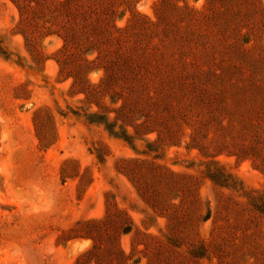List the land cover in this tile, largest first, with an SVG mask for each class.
I'll return each instance as SVG.
<instances>
[{"label":"rangeland","instance_id":"374dc122","mask_svg":"<svg viewBox=\"0 0 264 264\" xmlns=\"http://www.w3.org/2000/svg\"><path fill=\"white\" fill-rule=\"evenodd\" d=\"M157 1L122 4L117 24L135 11L156 22ZM171 1L208 17L207 36L183 46L185 64L110 70L106 87L95 53L83 54L93 62L82 70L61 72V38L45 32L29 46L18 9L0 0V264H75L91 237L106 245L111 234L126 264H159V249L179 246L167 244L169 233L191 228L205 248L199 264H226L232 245L264 264V18L235 0ZM211 11L236 17L215 25ZM135 78L137 96L124 105ZM131 160L151 191L159 193V167L196 180L192 227L175 191L168 213L140 194L123 169ZM216 169L222 178H211Z\"/></svg>","mask_w":264,"mask_h":264},{"label":"trees","instance_id":"16d2710c","mask_svg":"<svg viewBox=\"0 0 264 264\" xmlns=\"http://www.w3.org/2000/svg\"><path fill=\"white\" fill-rule=\"evenodd\" d=\"M11 1L18 9L20 16L17 28L29 46L34 47L39 36L45 32H48L47 36L56 35L61 38L63 45L57 51L61 72L82 70L85 64L93 62L89 60L82 62L80 59L83 54L95 53V61L100 64L102 70L107 71L102 82L106 87H111L110 70H142L151 62H156L159 66H167L170 59L178 63L177 65L185 64L182 58L186 57L188 52L184 51L183 46L188 48L190 44H198V40L207 36L202 27L209 24L205 21L208 17H201L194 7H179L171 0L157 1L154 8L156 22L150 21L135 11L123 27L117 24V21L124 16V10L119 13V9L122 4H128L132 0ZM215 1L220 0H208L207 4L214 5ZM235 4L238 9L259 12V16L264 18V10L259 9L253 0H235ZM211 12L212 15L209 18L215 25L229 17L224 22L226 26L236 17L230 12L229 15L225 12L221 14L224 16L221 19L214 11ZM155 39H159V47L155 45ZM174 55L178 58H174ZM135 82L129 83L126 88L123 97L124 105L130 102V97L137 96L138 91L135 86L139 84V78H135ZM83 93L85 99H88L92 91L90 87H87ZM220 110L226 113L224 107ZM123 169L140 194L152 201L155 207L159 206V210L163 213H168L170 210L169 191H175L179 199L180 216L182 219L185 218L183 222L192 227L195 217H200V204L195 193L196 180L193 178L181 177L159 167L158 193L151 191L149 185L139 182L142 167L137 165V161H128ZM215 174L218 176H212V179L223 177L219 169L215 170ZM254 208L258 209V206ZM259 209L264 215V197ZM195 237L196 233L192 228L187 231H171L166 238L167 244L170 245L172 241H176L179 242V246L176 247L177 250H171L168 246L159 249L157 253L159 264H199L198 262L205 257L203 254L205 248L199 242L200 247H196ZM91 240L90 250L83 256H79L75 264H126V257L120 250L114 234L107 238L106 245L94 236ZM198 248L200 252L196 251ZM259 248L261 249L259 255L263 257L264 247L259 245ZM228 249V254H225L226 264H248L245 258L243 259L244 255L240 254L241 249L233 245Z\"/></svg>","mask_w":264,"mask_h":264}]
</instances>
